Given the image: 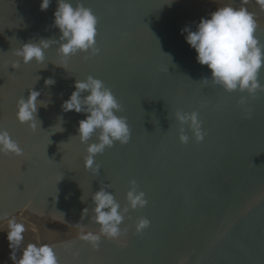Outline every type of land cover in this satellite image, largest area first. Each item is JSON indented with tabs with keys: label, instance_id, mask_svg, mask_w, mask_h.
Returning a JSON list of instances; mask_svg holds the SVG:
<instances>
[{
	"label": "water",
	"instance_id": "1",
	"mask_svg": "<svg viewBox=\"0 0 264 264\" xmlns=\"http://www.w3.org/2000/svg\"><path fill=\"white\" fill-rule=\"evenodd\" d=\"M40 3L0 0V128L23 149L0 153V264H13V217L25 225L20 249L47 243L59 264H264V90L229 92L214 83L181 32L227 4L254 14L264 45V7L257 0H82L97 17L100 52L65 61L55 41L57 0L44 11ZM42 38L52 39L43 63L15 55ZM88 75L111 89L131 129L130 142L96 155L99 172L85 167L86 145L76 136L85 114L61 107L74 81ZM32 88L47 105L38 108L35 131L15 116L17 100ZM177 111L199 114L202 141L184 125L190 139L180 142ZM133 179L147 205L126 213V246L102 237L94 249L79 239L80 226L99 229L92 194L108 186L124 208ZM140 217L150 226L137 233Z\"/></svg>",
	"mask_w": 264,
	"mask_h": 264
},
{
	"label": "clouds",
	"instance_id": "2",
	"mask_svg": "<svg viewBox=\"0 0 264 264\" xmlns=\"http://www.w3.org/2000/svg\"><path fill=\"white\" fill-rule=\"evenodd\" d=\"M171 0H169V3ZM264 7V0H257ZM51 0H41L40 9L47 10ZM97 17L93 11L86 7L82 0L73 4L72 0H57V8L54 12V25L60 30L58 53L63 60L77 52L91 51L97 55L100 49L96 45ZM257 23L254 14L246 8H234L231 5L217 7L208 17H201L195 30L185 26L181 29L186 42L195 49L196 60L201 65H207L211 70V78L214 83L222 86L226 91H247L254 95L256 91L264 90V83L259 79L260 70L264 66V45L260 44L255 32ZM52 39H40L39 42L22 43L15 55L20 57L23 63L32 61L43 63L45 52L51 46ZM62 66V65H59ZM19 67V62L15 65ZM63 67V66H62ZM207 81L209 78H202ZM54 80L45 79L46 85H52ZM40 92L33 88L27 98L21 96L16 103V119L21 124L35 131L38 118V108L47 105L38 100ZM243 103V100L241 101ZM62 111H75L84 113L85 118L78 121L77 135L79 141L86 145L87 156L85 167L99 172V164L96 163L97 154H102L106 148L114 146L117 142L121 145L131 140V129L124 116L118 115L121 105L102 80L88 75L83 80L74 81V90L68 99L64 100ZM176 119L180 124L179 140L181 143L189 142V135L184 128L192 132L197 142L204 139V132L199 120V114L177 111ZM60 131H63V119H60ZM96 139L92 141V137ZM92 141V142H90ZM23 149L13 139L5 128H0V153H13L21 155ZM131 187L126 193L127 206L121 208L120 202L113 192L106 190L108 186H101L91 198L94 204L91 219L99 225L98 231L87 230L80 226L78 238L98 249L102 237L117 241L121 246H126L122 233L126 230L120 225L123 223L129 209L142 208L147 205L145 193L138 191L137 182L133 179ZM88 209L82 210V217L87 216ZM150 226V220L140 217L135 225L137 233H142ZM25 225L14 217L8 220L7 240L9 242L10 259L13 264H59L58 257L53 246L42 243H28L23 249L20 246L24 240ZM20 254L17 256V251ZM78 255V253H74ZM183 264V262H181Z\"/></svg>",
	"mask_w": 264,
	"mask_h": 264
}]
</instances>
